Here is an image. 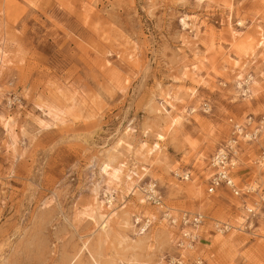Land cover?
Returning a JSON list of instances; mask_svg holds the SVG:
<instances>
[{"label":"rangeland","instance_id":"rangeland-1","mask_svg":"<svg viewBox=\"0 0 264 264\" xmlns=\"http://www.w3.org/2000/svg\"><path fill=\"white\" fill-rule=\"evenodd\" d=\"M258 30L264 33V0H0V39L9 53L0 68V114L15 118L17 137L14 152L6 150L0 127V264H106L114 237L137 238V215L151 219L135 250L142 264H264V208L250 223L237 221L264 194V47L252 64L247 56L238 63L255 77L256 96L234 94L230 78L213 73L220 53L234 56L231 45ZM190 64L200 81L189 73L181 79ZM167 90L182 99L173 103L174 114L185 109L172 130L151 110L163 105L160 93ZM70 99L74 109L63 124L38 128L44 114L36 103L68 107ZM233 123L246 133L261 127L254 141L237 138L232 169L235 185L254 192L208 195L210 160L232 138ZM155 134L164 138L138 185L152 180L173 217L203 216L197 238L182 248L188 227L172 226L163 209L147 200L141 205L138 194L122 200L123 213L117 208L118 217L132 216L133 229L112 222L113 235L102 244L98 226L82 215L94 199L103 201L101 162L119 138L135 150L154 143ZM120 152L132 168L131 153ZM185 174L187 181L180 178ZM215 222L229 223L231 231L216 232Z\"/></svg>","mask_w":264,"mask_h":264},{"label":"bare ground","instance_id":"bare-ground-1","mask_svg":"<svg viewBox=\"0 0 264 264\" xmlns=\"http://www.w3.org/2000/svg\"><path fill=\"white\" fill-rule=\"evenodd\" d=\"M206 1L207 0H197V2L199 3H204ZM181 24L182 28L188 29L190 25L189 17L184 16L181 21ZM238 26L243 27V23L239 22ZM231 34L233 38H235V32L233 29L231 30ZM2 43L3 41L0 39V68L4 67L9 63V53L3 49ZM231 46H233L232 55L234 54V56L229 55L230 51L229 54L220 53L221 55L218 58V63H216L217 66L213 64V73L228 76L233 83L234 94L239 93L242 94L245 99H250L253 96H256V93L260 91V88L255 80V77L248 73L245 66H242L238 63L242 56H247L248 58H250L249 63L251 64L256 61L258 57V54L255 53L256 49L264 47V33L258 30L255 34H246L242 40L236 41ZM262 62H264V58H262ZM188 73L191 74L197 81H200L202 79V77L197 72V66L195 64H190L189 66H182L181 79H184ZM260 75L264 76V73L260 72ZM171 92L172 91L170 90L164 92L162 91L160 93V96L163 100V105H160V107L156 106L157 108L151 109L152 112L154 111L163 114L162 120L164 123H167V127L169 130H172L175 127L179 126L181 121L184 119L185 114L184 108L182 109V111H180V113L178 112L177 114H174V112L176 111L174 104L176 102H181L182 99H180L176 95H172ZM194 94L195 91L191 90L189 95H191L192 97V95ZM70 101L71 105L68 107H60L55 103L49 102L48 104L43 101L36 103L35 107L41 110L42 114H44V116L42 117L43 119H38L35 121L38 128L40 130H43L55 126L56 123L63 124L66 117L72 115L74 109V100L70 99ZM14 124L15 118L0 114V127L4 131L7 139L5 148L6 150L12 153L14 152L15 145L17 144V137L15 135V132L13 131ZM129 133L130 131L125 132L123 136L129 135ZM142 133H144L146 137H148L147 135L149 133V129L146 128L144 132L142 131ZM163 138L164 137L161 134H155L154 143H152L151 145H148L147 143H139L138 147L135 148V150L131 149V145L126 141L127 139L125 140L119 138L118 140H116L115 146L109 152H107L105 160L102 161L100 165L101 174L103 175L104 179L103 183L105 187L103 190V201L100 202L94 199V205H92V207H86L84 211L82 210V215L85 218H90L92 222H94V226H98V230L96 229L98 231L97 239L100 243H106V241H109V238L113 235L112 222L116 223L117 226L121 225L123 228L133 229L134 225L130 222L132 218L130 214V216L128 215L127 217H118L117 215V208H119V211L123 213V209L126 207V202L122 201L124 198H127L130 195L137 196L138 194H141L140 196H137V200L141 205H143L147 202L146 194L156 193V191L153 190L154 183L152 180L148 184H146L145 188L143 189H141L138 184L142 181L143 177L148 172V169L145 167V164L148 163V159L152 156L153 152L160 150V142L163 140ZM121 150H124L127 153H131L130 158L131 161L134 162L131 166L132 168L127 166V163L129 162H126L124 158L121 159ZM138 162H141V166L137 168L135 167V165ZM117 203H120V205L116 206ZM148 216H146L144 219H141V215L134 216L135 222L139 224V228H137L136 230H132V233L135 234V236L137 237L136 239H130L126 236L114 237L115 241L117 242L116 244H114L115 246L112 245L114 246V254L111 259L109 258L108 262L106 261V264H142L136 256L135 250L141 249L144 245V241L147 239V237L145 236L147 234L148 227L150 226L149 224L151 223V219ZM244 216L246 215H243L241 213L240 216L237 217V221H246L248 219V216L246 218ZM195 232L196 231L194 229L188 228L183 230L182 235L185 237V239L189 237L193 238L196 234ZM233 232H236V230H234ZM191 234H193V236H191ZM227 242L228 240L225 242L222 241V246L224 247L225 245H227ZM102 244L100 245L102 246ZM184 246H186V248L188 249L192 248V244L188 241H184L183 239L181 247L183 248ZM94 264L102 263L94 259Z\"/></svg>","mask_w":264,"mask_h":264},{"label":"built area","instance_id":"built-area-1","mask_svg":"<svg viewBox=\"0 0 264 264\" xmlns=\"http://www.w3.org/2000/svg\"><path fill=\"white\" fill-rule=\"evenodd\" d=\"M251 119H249L250 121ZM249 125V122L246 123ZM233 134L232 138L223 146L217 149L210 160V167L213 171L209 183L208 188L206 190L208 195L214 194L217 190L225 188L229 190L233 196L241 198L242 196H247L251 194L252 187L246 186L243 189L238 188L234 180L232 178V169L234 167V159L237 154V138L242 137L247 139V142H251L256 140V138L260 134L261 127L255 128V130L251 133L245 132V125L233 123ZM182 180L187 181L189 179V174H185L180 177ZM153 190L156 193H148L146 194V200L152 205L159 209H163L162 211V219L167 221L172 226L179 224L181 227H188L194 229L195 231L202 226L204 219L200 214H192L190 212H181L180 217L176 218L171 215L166 210H164V203L162 196L157 191L156 185L154 184ZM264 208V194L260 196V200L258 203H254L252 207L244 206V210L248 215V219L246 220L248 223L251 222V219L256 216V210H260ZM167 215V216H166ZM214 229L216 232L220 234H225L231 231V226L229 223H221L215 222ZM196 233V232H195ZM193 236V234H191ZM196 234L193 238H187L191 244H193L196 240ZM171 264H182L180 260L173 259ZM194 264H203L202 260H197Z\"/></svg>","mask_w":264,"mask_h":264},{"label":"crops","instance_id":"crops-1","mask_svg":"<svg viewBox=\"0 0 264 264\" xmlns=\"http://www.w3.org/2000/svg\"><path fill=\"white\" fill-rule=\"evenodd\" d=\"M222 189H225V188H222ZM227 190V189H226Z\"/></svg>","mask_w":264,"mask_h":264}]
</instances>
